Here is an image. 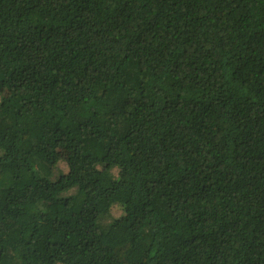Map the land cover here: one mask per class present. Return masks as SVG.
Masks as SVG:
<instances>
[{"label":"trees","instance_id":"obj_1","mask_svg":"<svg viewBox=\"0 0 264 264\" xmlns=\"http://www.w3.org/2000/svg\"><path fill=\"white\" fill-rule=\"evenodd\" d=\"M0 264H264V0H0Z\"/></svg>","mask_w":264,"mask_h":264}]
</instances>
